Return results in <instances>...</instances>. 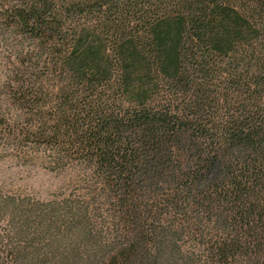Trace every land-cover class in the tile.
Returning a JSON list of instances; mask_svg holds the SVG:
<instances>
[{
    "label": "trees",
    "instance_id": "obj_1",
    "mask_svg": "<svg viewBox=\"0 0 264 264\" xmlns=\"http://www.w3.org/2000/svg\"><path fill=\"white\" fill-rule=\"evenodd\" d=\"M0 134L119 209L107 264H264V0H0Z\"/></svg>",
    "mask_w": 264,
    "mask_h": 264
},
{
    "label": "rangeland",
    "instance_id": "obj_2",
    "mask_svg": "<svg viewBox=\"0 0 264 264\" xmlns=\"http://www.w3.org/2000/svg\"><path fill=\"white\" fill-rule=\"evenodd\" d=\"M1 137L0 264H107L100 253L106 246L119 249L126 231L119 209L94 192L100 186L92 178L82 181L75 166H53L42 149L11 147ZM162 224L161 233L178 247L171 260L181 264L188 256L197 257L201 247L191 239L193 228Z\"/></svg>",
    "mask_w": 264,
    "mask_h": 264
}]
</instances>
